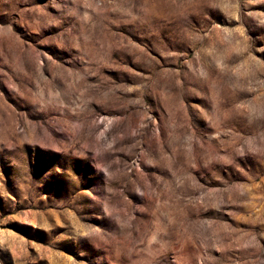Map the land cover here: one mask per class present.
Segmentation results:
<instances>
[{
    "label": "rangeland",
    "instance_id": "rangeland-1",
    "mask_svg": "<svg viewBox=\"0 0 264 264\" xmlns=\"http://www.w3.org/2000/svg\"><path fill=\"white\" fill-rule=\"evenodd\" d=\"M0 264H264V0H0Z\"/></svg>",
    "mask_w": 264,
    "mask_h": 264
}]
</instances>
